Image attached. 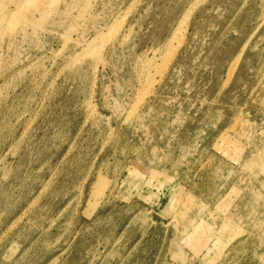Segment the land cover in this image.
Here are the masks:
<instances>
[{
    "label": "rangeland",
    "instance_id": "rangeland-1",
    "mask_svg": "<svg viewBox=\"0 0 264 264\" xmlns=\"http://www.w3.org/2000/svg\"><path fill=\"white\" fill-rule=\"evenodd\" d=\"M79 1L0 87V264H264V0Z\"/></svg>",
    "mask_w": 264,
    "mask_h": 264
},
{
    "label": "bare ground",
    "instance_id": "bare-ground-1",
    "mask_svg": "<svg viewBox=\"0 0 264 264\" xmlns=\"http://www.w3.org/2000/svg\"><path fill=\"white\" fill-rule=\"evenodd\" d=\"M58 1L59 0H0V87L2 84H3L2 86H4V85H7L9 82H14V81L16 82L19 79L26 78V77L30 78V77L38 74L36 70L31 69V67H30V66H32L33 60H30L29 62L24 63L19 54L11 53V51L14 50V48L16 47V44H15L16 42L19 44V43H23V42L25 43L26 41H29V40H33L38 35V32H39L38 30L40 29L39 27L44 23L46 24L49 20H50L49 21L50 27H47L49 33L52 32L54 29L61 27L65 22V17H67V16L69 17V15L71 14L70 13V7L72 5L75 6V4L77 5L79 0H67L65 8H60L59 11H57V10L54 11L53 9H55V8H53V7L56 4V2H58ZM200 1L201 0H195L189 6V8H187L184 11L182 17L180 18V20L177 23V26L172 31L171 38H179V40L182 39L181 37L183 35L181 36V29H184L182 27L184 26V23H186V21L188 20L186 18H188V16L190 15L191 9L193 7H195V5H198V3ZM10 6H15L16 9H12L13 11H10V9H11ZM85 9H87V8H84V11H85ZM52 11H54V12H52ZM16 16H18V17L16 18ZM113 26L114 27L112 28V30L114 31L116 29V24L115 25L113 24ZM42 29H44V28L42 27ZM109 29H111V27ZM104 33H107V32H105V31L103 32V30H100L94 36H92L91 40L88 42L91 45L98 43V44H95L96 47L94 46L96 49L95 51H96V58L97 59H101L104 57L103 56V53H104L103 50L106 47L105 46L106 44L103 43L105 40V34ZM182 34H183V32H182ZM65 35H67V34H65ZM89 44H87V46ZM107 47H109V46H107ZM85 48H87V47L85 46ZM4 49L6 50L7 55H4L2 53V51ZM108 49H106V50H108ZM167 50H168V47L166 48L165 51L167 53H169V51H167ZM85 51H87V50H85ZM166 52H164L165 55L167 54ZM174 53H176V51ZM173 56H174V54H173ZM163 57H164V55L161 56V58H163ZM172 57H170V59ZM67 58L68 59L65 62L69 63L71 65H73V64L76 65L81 60L80 54L76 53V52H74L73 54H70L69 56H67ZM165 58L166 57H164V60H165ZM148 64H149L148 66H150V64H153V63L149 61ZM159 64H162V63H159ZM146 66H147V64H146ZM155 66H157V65H155ZM152 67H154V65ZM160 67L164 68V66H160ZM155 68H158V67H155ZM162 69H160V71ZM164 71L162 70L160 73L163 74L162 72H164ZM44 72L45 71H43L41 73H44ZM150 78H152V76ZM149 80H153V78L149 79ZM150 84H152V82H150ZM0 89H2V88H0Z\"/></svg>",
    "mask_w": 264,
    "mask_h": 264
}]
</instances>
